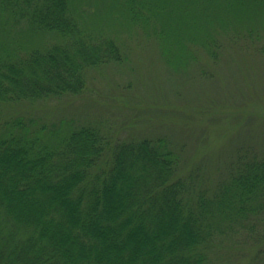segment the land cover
Returning a JSON list of instances; mask_svg holds the SVG:
<instances>
[{"label": "trees", "instance_id": "1", "mask_svg": "<svg viewBox=\"0 0 264 264\" xmlns=\"http://www.w3.org/2000/svg\"><path fill=\"white\" fill-rule=\"evenodd\" d=\"M125 2L130 20L146 25L192 6ZM262 2L206 8L255 17ZM79 9L76 0H0L3 27L53 37L29 49L0 45V103L85 93L91 70L122 61L116 40L88 29ZM181 166L165 135L121 139L97 122L63 130L21 114L0 118V264H215L223 239L264 241V150L237 151L214 185Z\"/></svg>", "mask_w": 264, "mask_h": 264}, {"label": "rangeland", "instance_id": "2", "mask_svg": "<svg viewBox=\"0 0 264 264\" xmlns=\"http://www.w3.org/2000/svg\"><path fill=\"white\" fill-rule=\"evenodd\" d=\"M122 1L76 0L88 29L116 40L121 62L91 70L85 93L0 103V118L21 114L63 130L97 122L121 139L165 135L181 153L180 173L198 167L207 185L240 149L263 151L264 2L253 17L243 7L232 14L187 0L191 9L174 7L146 25L132 22ZM52 38L0 21V45L29 49ZM230 238L214 248L215 264H264V241Z\"/></svg>", "mask_w": 264, "mask_h": 264}]
</instances>
